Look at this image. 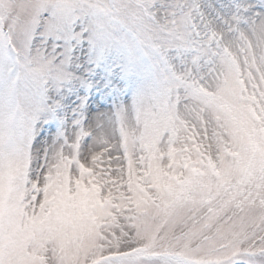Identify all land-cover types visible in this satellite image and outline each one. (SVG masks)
I'll use <instances>...</instances> for the list:
<instances>
[{
	"label": "snow or ice",
	"instance_id": "obj_1",
	"mask_svg": "<svg viewBox=\"0 0 264 264\" xmlns=\"http://www.w3.org/2000/svg\"><path fill=\"white\" fill-rule=\"evenodd\" d=\"M0 264H264V0H0Z\"/></svg>",
	"mask_w": 264,
	"mask_h": 264
}]
</instances>
